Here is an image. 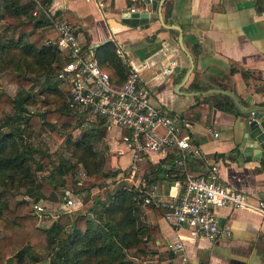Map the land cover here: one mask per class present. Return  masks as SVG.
I'll return each mask as SVG.
<instances>
[{"label": "crops", "instance_id": "1", "mask_svg": "<svg viewBox=\"0 0 264 264\" xmlns=\"http://www.w3.org/2000/svg\"><path fill=\"white\" fill-rule=\"evenodd\" d=\"M159 3L152 9L144 0H102V5L97 0H51L48 8L75 24L78 44L94 56L99 49L108 62L109 54L101 46L112 43L109 49L113 47L120 59L121 70H114L117 83L124 81L128 71L126 58L139 67L152 101L179 117L182 132L195 146L187 159L188 173L207 174L216 164L223 183L252 197L264 196V157L248 159L240 151L243 121L250 114L221 91L234 93L243 107L264 106V0H164L160 7ZM132 7L151 13L160 9L161 18L139 26L124 23L123 11ZM49 20L42 27L45 44L57 34ZM171 24L180 30L167 26ZM173 58L177 64L168 72ZM119 129L120 136L104 133L107 161L119 169L116 176L123 168L129 170L132 159L123 141L126 132ZM120 155L127 157L123 167L117 165ZM171 158L144 159L134 177L127 178L145 196L152 195L155 206L175 194L176 182L184 180ZM138 171L143 174L139 180ZM216 212L222 231L209 241L146 208L147 224L157 230L148 241L145 262L264 264V217L231 206L217 207ZM179 240L182 248L176 250Z\"/></svg>", "mask_w": 264, "mask_h": 264}, {"label": "trees", "instance_id": "2", "mask_svg": "<svg viewBox=\"0 0 264 264\" xmlns=\"http://www.w3.org/2000/svg\"><path fill=\"white\" fill-rule=\"evenodd\" d=\"M42 2L48 7L51 0ZM20 16L25 19H19L18 23L6 28L10 36L1 44L0 50L5 54L8 49L13 50L6 55L7 62L13 61L15 52L19 55L20 69H9L6 77L9 82L19 84L21 89L15 96L0 91V119L6 116L3 122L7 124L11 117L7 116L5 108L13 107L23 112L18 117L30 128L43 124L54 129L67 128L76 121L77 112L59 107V101L54 99L61 90L58 82L51 83L50 78L59 66V63L56 66L54 63L60 59V51L55 45L43 43L42 27L48 22V16L24 11L21 0H0V18ZM111 44L106 42L101 46L109 54L108 62L99 49L94 57L108 71L111 81L117 83L114 70H121L120 59L113 47L109 49ZM43 74H46L44 82L39 78ZM34 83L38 87L37 93L45 98L44 103H39L40 107L53 100L56 103L54 108L46 106L37 112L26 113V103L33 101L31 89ZM14 128L0 132V264H23L26 254L30 253L33 259L37 256L33 254L35 251L41 255L53 253L50 264L68 260L70 251L78 263V257H81L85 264H142L136 259L150 251L148 241L157 230L156 226L151 227L140 219L146 193L134 185L122 186L105 204H100L99 198L88 199L78 209L70 211L67 227L58 221H53L49 227L43 226L33 213L34 200L18 198L12 189L5 186L19 181L18 184L25 187L26 193L34 199L46 197L62 190L65 170L60 166L57 155L48 151H43L40 161H35L37 167H32L34 158L31 153L37 149L32 144L20 147L15 134V131L19 132L18 124ZM67 142L72 146V154L85 167L88 177L99 179L117 175V170L100 172V161L92 146V131L85 130L78 139L69 136ZM35 169L48 170V173L38 179ZM144 205L158 217L163 214V209L154 203ZM97 211L102 212L99 222L90 214Z\"/></svg>", "mask_w": 264, "mask_h": 264}, {"label": "built area", "instance_id": "3", "mask_svg": "<svg viewBox=\"0 0 264 264\" xmlns=\"http://www.w3.org/2000/svg\"><path fill=\"white\" fill-rule=\"evenodd\" d=\"M97 3L102 5V0H97ZM131 10L135 9L132 7ZM44 11L57 33L46 43L57 46L63 56L55 78L67 86V108L102 117L108 124L125 130L123 141L132 154L127 178L134 177L142 160L169 155L177 169L184 173V180L176 182L178 191L166 200L156 201L157 206L163 209L164 218L214 241L222 231L217 207L251 209L264 217V196L252 197L235 186L223 183L216 164L207 174L187 172V159L195 146L190 136L182 132L179 117L152 101L149 89L141 82L139 67L132 60L124 58L128 64L124 81L112 82L92 50L78 44L75 24L65 17H57L48 7ZM176 64L177 60L171 59L166 71H171ZM154 201L152 195H146L143 204ZM70 203L67 199L62 207L67 208ZM33 213L41 221L36 206ZM175 248H182L181 240L175 242Z\"/></svg>", "mask_w": 264, "mask_h": 264}, {"label": "rangeland", "instance_id": "4", "mask_svg": "<svg viewBox=\"0 0 264 264\" xmlns=\"http://www.w3.org/2000/svg\"><path fill=\"white\" fill-rule=\"evenodd\" d=\"M21 5L22 7H24V11L33 13L35 15H45L47 17L46 12L44 11V9L47 8V5H45L42 0H21ZM19 19H25V17L20 16L18 18H0V46L2 43L7 41L8 37L10 36V33L6 28L18 23ZM7 51L8 53L13 52L12 49H8ZM8 53L5 54L0 50V91H5L9 95L15 96L21 89V86L19 84L9 82L7 80L6 74L9 69L13 67H15L16 69H20L19 61L17 60L19 59V55H17L15 52V54H13L15 55L12 59L13 61L7 62L6 55ZM62 61L63 56H60V59L54 63L55 66ZM55 81H57L55 75L51 76L50 82L52 83ZM58 85L61 91L58 96H54V99L55 101H59V107L65 108L67 107V86L61 83H58ZM37 88V84L34 83L31 89V92L33 93V101L27 102L25 105V107L27 108V114L29 112H37L38 109H44L46 108V106H48L49 108L55 107L56 103L53 102V100H51L50 103H47L48 105L40 107L39 103H44L45 98H43V95L37 93ZM21 95H23V93H21ZM21 95L19 96V99L21 98ZM5 111L7 116H10L11 118L9 119L7 124L3 122L6 116L3 119H0V132H7L11 129L15 130L14 127L16 126V124H18L19 132L15 131V134L17 136V141L20 144V147H23L24 144H32V146L37 149L31 153L32 157L34 158V162L32 161L31 164L32 167L36 168L37 166L35 161L39 162L42 152L48 151L57 155L60 166H62V168L64 167L65 170L62 190L54 194H50L46 197L34 199L32 196H29L26 193L25 187L18 184L20 183L19 181L15 182V184H12V186H9L10 184H7L5 186L12 189L15 192L16 197L18 198L30 197L34 200V206H36L38 210L41 220L40 223L43 226L49 227L53 221H58L60 224L67 227L70 224L68 213L72 210L78 209L81 205L85 204L88 199H105L106 192L108 190H112L120 179H125L129 183V185L132 184V182L127 179L128 169L125 168H123L122 170L123 173L116 176L114 180H112V175L104 176L103 178L99 179L88 177L85 167L77 160V157L72 154V146L71 144H69V142H67L69 136L72 137V139H78L84 134L85 129L92 131V146L96 151V154L100 161V172L103 174L107 172L110 173L117 170L118 168L115 165L111 166V163L107 161L108 144L104 139V133L109 132L112 135L120 136V129L118 126L111 125V128H108V123L104 120V118L93 117L88 112L81 111L77 112L76 121H74V123H70L67 128L59 127L57 129H54L48 124H43L40 127L30 128L26 124H22L21 119L18 117L19 114L23 113L22 111L17 110L13 107H6ZM8 118L9 117H7V119ZM118 141H121V139L119 138ZM126 159V155H120L117 165L121 167L125 166ZM139 171H141V167L139 168ZM139 171L138 180L139 178H143V174L140 175L142 171ZM46 173H48V170L35 169V174L38 179H40L41 175H44ZM135 180H137V178ZM67 199H69L71 203L67 208H64L62 206ZM143 205V211L140 219L142 220V222L147 223V217L144 214V212L146 211V206ZM90 214L91 217H96L98 222L102 220V212L97 211L95 213L91 212ZM33 254L37 255L34 259L30 253L26 254L23 264H50V261L54 257V254H49V252L41 255L35 251L33 252ZM146 257L147 255L140 256L136 260L141 262L142 264H168L160 261L147 263L144 259ZM78 259L80 260L79 263L77 262V258H74V255L70 251L68 253V260L60 262L59 264H85L84 258L78 257Z\"/></svg>", "mask_w": 264, "mask_h": 264}, {"label": "water", "instance_id": "5", "mask_svg": "<svg viewBox=\"0 0 264 264\" xmlns=\"http://www.w3.org/2000/svg\"><path fill=\"white\" fill-rule=\"evenodd\" d=\"M152 9L156 8L157 0H144ZM164 0H160L159 7L162 5ZM161 18V11L151 13L148 10H125L122 14V21L124 23L139 26L143 23L149 21V19H154L157 17ZM164 24V23H163ZM168 27L175 28L180 30V27L176 24L167 25ZM179 45L182 47V35H178ZM98 45V44H96ZM46 75L43 74L41 76V81H45ZM223 93L228 94L235 102L237 107L248 114L247 117L243 121V134H242V141H241V148L240 151L245 155L246 158H255L258 159L259 156L264 157V106L254 105L251 107H243L239 101V99L235 96L234 93L221 90ZM129 183L125 179H120L115 187L112 190H108L106 192V198L103 200H99L100 204H105L109 200V198L116 193L122 186H128Z\"/></svg>", "mask_w": 264, "mask_h": 264}]
</instances>
